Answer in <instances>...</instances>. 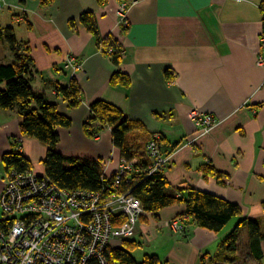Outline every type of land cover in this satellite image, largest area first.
Wrapping results in <instances>:
<instances>
[{
    "label": "crops",
    "instance_id": "obj_1",
    "mask_svg": "<svg viewBox=\"0 0 264 264\" xmlns=\"http://www.w3.org/2000/svg\"><path fill=\"white\" fill-rule=\"evenodd\" d=\"M43 2L2 0L0 23L13 24L16 37L30 48L39 94L72 120L70 128L58 130L57 151L99 163L107 178L117 172L125 160L113 144L112 130L91 138L84 127L91 105L105 101L136 124L128 145L137 157L145 156V146L154 135L161 136L163 152L170 156L164 175L173 190L194 188L242 211L220 233L193 225L185 235L163 225L183 216L185 204L145 214L132 239L140 251L138 258L137 250L133 254L137 261L147 255L167 264H202L205 255L215 259L220 255L222 261L224 240L245 219L258 221L264 234V66L258 65L259 56H264V0H136L123 25L117 16L120 0L102 5L98 0H54L48 6ZM86 12L95 14L102 38L113 36L122 45L120 67L81 24ZM71 57L80 69L68 64ZM13 59L9 46L0 41V65ZM119 72L131 78L129 87L111 83ZM73 79L82 90V102L74 109L57 91L68 88ZM194 108L219 122L204 137L189 118ZM21 120L16 111L0 110V145L7 154L15 150L11 140L18 139L20 153L32 170L46 174L40 162L46 159L47 148L35 138L16 136ZM207 166L228 178L227 183L206 176ZM6 180L3 166L0 194ZM260 251L262 257L252 251L243 228L237 260L230 264H264V240Z\"/></svg>",
    "mask_w": 264,
    "mask_h": 264
},
{
    "label": "trees",
    "instance_id": "obj_2",
    "mask_svg": "<svg viewBox=\"0 0 264 264\" xmlns=\"http://www.w3.org/2000/svg\"><path fill=\"white\" fill-rule=\"evenodd\" d=\"M107 0H98L100 5ZM54 0H44V5H51ZM264 13V3L262 5ZM18 18L17 16H15ZM80 22L98 40L103 54L111 59L113 64L120 67L124 60V49L113 36L102 38L100 36L96 16L93 12L84 13ZM75 22H71L75 26ZM14 25L3 27L0 23V41L5 42L14 56L9 64L0 65V110L16 111L22 117L20 133L29 138H35L50 149L44 160L47 177L63 189H84L93 192L112 190L113 181L105 177L102 167L97 162L67 157L57 151L60 143V128H70L72 120L59 113L56 104L50 103L45 96L38 94L32 84L34 82V63L31 58L30 48L20 41L15 34ZM127 29H124L126 32ZM113 85L129 87L131 78L127 74L115 73L112 76ZM69 106L74 109L82 102V90L73 79L68 88L58 87ZM90 117L84 124L86 133L94 138L105 129L112 130L113 144L121 150L122 158L131 162L138 158L140 166L146 168L148 161L146 155L137 157V153L128 145V135L135 127V123L126 118L120 109L105 102L96 101L90 107ZM6 172H27L32 170L31 162L20 152L13 150L2 157ZM206 176H216L220 184L225 185L226 177L217 173L212 167H204ZM124 192L130 191L143 205L146 214L156 215L165 208L176 204H185L186 213L183 218L184 234L193 225L220 233L235 217L242 215L240 207L220 197L199 191L194 188L173 190L165 178L164 172H157L133 184L124 182ZM186 194V196L184 195ZM247 228L252 251H260L261 242L264 240L261 225L255 220H242L234 231L224 240L222 261L218 258H202V264H230L237 260L239 249L240 231ZM138 245L133 240L123 243L121 249H111L107 252L109 264H167L158 256L147 255L139 262L133 255ZM257 255L258 258H260Z\"/></svg>",
    "mask_w": 264,
    "mask_h": 264
},
{
    "label": "built area",
    "instance_id": "obj_3",
    "mask_svg": "<svg viewBox=\"0 0 264 264\" xmlns=\"http://www.w3.org/2000/svg\"><path fill=\"white\" fill-rule=\"evenodd\" d=\"M129 7L120 0L117 16L122 24ZM261 43L264 48V35ZM68 64L80 69L74 57ZM258 65L264 66V56H259ZM189 118L198 128L199 137L219 123L215 116L197 108L190 111ZM11 143L22 152L18 139ZM145 151L146 168L137 160L122 162L109 178L112 190L102 192L63 189L46 174L33 170L7 172L0 194V208L8 215L0 221V264H109L107 252L121 249L125 241L133 239L146 214L141 201L130 191L124 192V182L133 184L164 172L170 162L159 135L147 142ZM163 225L174 234H184L182 217Z\"/></svg>",
    "mask_w": 264,
    "mask_h": 264
},
{
    "label": "rangeland",
    "instance_id": "obj_4",
    "mask_svg": "<svg viewBox=\"0 0 264 264\" xmlns=\"http://www.w3.org/2000/svg\"><path fill=\"white\" fill-rule=\"evenodd\" d=\"M32 86H33V88H34V90L39 94V93H42V92H40V91H38L37 89V87H36V85H35V83H33L32 84ZM43 90H47L46 88H43ZM22 118V117H21ZM22 121V120H21ZM17 135H19V136H21V137H23V138H26V139H28L29 137H25V136H23L21 133H19V132H17V134H16V136ZM43 144V143H42ZM44 146H46V148H47V151H49V147L47 146V145H44ZM9 150H11V148H8ZM5 153H6V150L4 149V145L2 144V145H0V159H2V157L5 155ZM48 154V153H47ZM47 157V156H46ZM45 159V158H44ZM40 164L44 167V169H45V166H44V161L42 160L41 162H40ZM4 165H3V163H2V161H0V167H3ZM46 173V172H45ZM5 176H6V174H5ZM0 211H1V209H0ZM1 215H2V219L4 220V219H6L7 217H8V215H5V214H3V213H1ZM167 231H168V229L167 228H165ZM132 240V239H131ZM145 245H147L146 243H145ZM148 246V245H147ZM146 248V247H145ZM138 252H135V256L138 258V256L139 255H137V253H140V251L139 250H137Z\"/></svg>",
    "mask_w": 264,
    "mask_h": 264
},
{
    "label": "bare ground",
    "instance_id": "obj_5",
    "mask_svg": "<svg viewBox=\"0 0 264 264\" xmlns=\"http://www.w3.org/2000/svg\"><path fill=\"white\" fill-rule=\"evenodd\" d=\"M135 1H136V0H135ZM125 2H126V1H125ZM132 2H134V1H132ZM132 2H127V3L130 4V7L132 6ZM130 7H129V9H130ZM118 9H119V8H118ZM117 11H118V10H117ZM128 11H129V10H128ZM127 14H128V13H127ZM126 17H127V16H126ZM121 24H122V23H121ZM121 24H120V25H121ZM122 25H123V24H122ZM145 147H146V146H145ZM145 155H146V151H145ZM165 155H166V154H165ZM137 161H138V160H137ZM123 162H124V161H123ZM125 162H127V161H125ZM168 165H169V164H168ZM168 165H167V166H168ZM167 166H166V168H167ZM166 168H165V170H166ZM165 170H164V171H165Z\"/></svg>",
    "mask_w": 264,
    "mask_h": 264
}]
</instances>
